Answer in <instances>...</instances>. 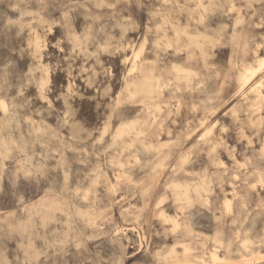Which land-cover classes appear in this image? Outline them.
I'll use <instances>...</instances> for the list:
<instances>
[{"label": "clouds", "instance_id": "9594fccd", "mask_svg": "<svg viewBox=\"0 0 264 264\" xmlns=\"http://www.w3.org/2000/svg\"><path fill=\"white\" fill-rule=\"evenodd\" d=\"M0 264H264V0H0Z\"/></svg>", "mask_w": 264, "mask_h": 264}]
</instances>
